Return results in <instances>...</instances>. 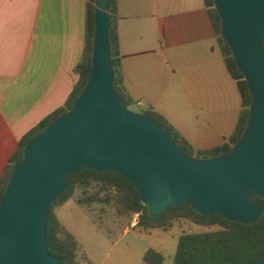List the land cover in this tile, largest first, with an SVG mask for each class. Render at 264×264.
I'll list each match as a JSON object with an SVG mask.
<instances>
[{
  "label": "water",
  "instance_id": "obj_1",
  "mask_svg": "<svg viewBox=\"0 0 264 264\" xmlns=\"http://www.w3.org/2000/svg\"><path fill=\"white\" fill-rule=\"evenodd\" d=\"M221 38L250 94L246 126L222 155L189 156L148 116L132 112L114 88L108 0L94 2L88 81L71 110L34 136L13 165L0 198V264H61L46 245L50 205L84 169L127 181L153 219L188 205L252 225L264 201V0H213ZM253 264H264V256Z\"/></svg>",
  "mask_w": 264,
  "mask_h": 264
},
{
  "label": "crops",
  "instance_id": "obj_2",
  "mask_svg": "<svg viewBox=\"0 0 264 264\" xmlns=\"http://www.w3.org/2000/svg\"><path fill=\"white\" fill-rule=\"evenodd\" d=\"M115 1L121 90L130 106L161 115L196 152L225 145L242 98L205 0ZM87 3L0 0V176L22 137L71 94Z\"/></svg>",
  "mask_w": 264,
  "mask_h": 264
},
{
  "label": "trees",
  "instance_id": "obj_3",
  "mask_svg": "<svg viewBox=\"0 0 264 264\" xmlns=\"http://www.w3.org/2000/svg\"><path fill=\"white\" fill-rule=\"evenodd\" d=\"M94 2L88 0L85 14V46L83 55L74 69L78 80L73 87L66 102L44 118L35 128L31 129L19 141L16 152L9 158L8 163L0 176V198L11 176L13 165L23 158V149L37 134L41 133L55 119L72 109L73 104L83 91L90 74L91 53L94 37ZM115 0H108L109 6V44L111 62L115 73L114 88L121 95L127 108L131 101L124 97L121 90V76L119 72L118 37L114 25ZM206 8L217 36V45L224 57L226 67L236 82L242 98V110L234 133L228 138L225 145L208 151H194L193 148L178 134V132L159 114L146 111L143 114L153 119L161 127L165 128L172 136L175 143L189 156L208 159L227 153L240 139L247 123L250 94L247 84L238 71L231 52L221 38L220 18L214 8L213 0H205ZM95 183L101 190L114 194L115 202L125 211L138 215L136 226L143 230H157L167 228L173 221L185 220L190 223L207 228H215L212 231L201 233L181 234L178 237L177 250L173 264H253L264 256V201L257 199L261 206L260 218L252 225H240L228 221L220 215L202 216L195 213L188 205L179 208H170L159 218L150 217L146 207L138 200L137 191L122 177L113 173H100L88 169L70 175L67 179L64 191L50 205L46 224V245L50 255L62 260L61 264H77L79 246L71 234H69L58 222L55 210L63 206L74 196L76 189L85 188ZM142 260L145 264H163L164 257L159 252L149 249Z\"/></svg>",
  "mask_w": 264,
  "mask_h": 264
},
{
  "label": "rangeland",
  "instance_id": "obj_4",
  "mask_svg": "<svg viewBox=\"0 0 264 264\" xmlns=\"http://www.w3.org/2000/svg\"><path fill=\"white\" fill-rule=\"evenodd\" d=\"M129 109L144 113L136 106ZM55 215L79 246L77 264H143L142 256L149 249L163 255V264H173L181 234L215 230L185 220L173 221L167 230L130 228L138 215L122 209L113 193L95 183L76 189L72 199L56 208Z\"/></svg>",
  "mask_w": 264,
  "mask_h": 264
}]
</instances>
